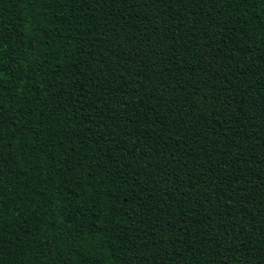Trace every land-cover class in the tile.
Segmentation results:
<instances>
[{"label":"trees","instance_id":"16d2710c","mask_svg":"<svg viewBox=\"0 0 264 264\" xmlns=\"http://www.w3.org/2000/svg\"><path fill=\"white\" fill-rule=\"evenodd\" d=\"M0 264H264V0H0Z\"/></svg>","mask_w":264,"mask_h":264}]
</instances>
